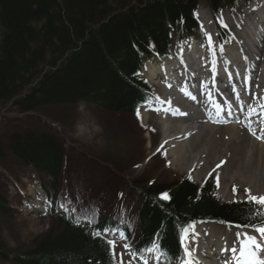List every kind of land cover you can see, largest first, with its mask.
Instances as JSON below:
<instances>
[{"label": "trees", "instance_id": "16d2710c", "mask_svg": "<svg viewBox=\"0 0 264 264\" xmlns=\"http://www.w3.org/2000/svg\"><path fill=\"white\" fill-rule=\"evenodd\" d=\"M202 1L217 11L246 0H0V107L10 104L29 113L88 101L99 116H127L143 130L137 110L152 100L153 88L137 76L140 65L171 54L176 35L182 39L193 34L194 10ZM5 135L0 158L10 153L31 166L48 178L46 194H57L67 155L60 138L12 124ZM189 177L142 186L131 180L140 199L135 236L111 217L77 224L71 215L51 208L47 230L30 247L9 250L0 240V259L11 264H121L102 235L119 225L132 253L145 254L155 242V250L171 263L179 257L184 230L188 233L198 219L264 225V218L256 215L260 206L249 203L248 196L223 202L211 180L199 186ZM122 188L125 192L124 184ZM165 192L169 200L159 198ZM10 211L0 191V214ZM94 231L101 235L94 237Z\"/></svg>", "mask_w": 264, "mask_h": 264}, {"label": "rangeland", "instance_id": "374dc122", "mask_svg": "<svg viewBox=\"0 0 264 264\" xmlns=\"http://www.w3.org/2000/svg\"><path fill=\"white\" fill-rule=\"evenodd\" d=\"M199 9L209 8L201 5ZM234 17L236 13L233 14ZM217 19L222 20L220 17ZM217 23L221 26L226 25L223 20ZM143 74L141 73V76H144ZM155 90V100L139 109L143 125L155 128V133L137 130L132 125L131 118L127 116L125 118L108 114L103 118L99 116L100 112L95 105L79 101L65 108H48L29 113H20L9 105L0 107V138L3 135V139L6 138L5 134L11 124L16 128L35 127L38 130L55 133L67 149V164L58 192V201L63 203L62 207L86 224L106 216L119 219L121 223L128 225L134 235L136 221L133 217L137 211L139 198L136 195L137 190L131 185L132 179L135 180L134 185L142 186L148 181L155 185L163 184L167 179L188 173L195 177L194 167L182 170L173 163L168 152L169 145H163L162 148H165L166 152L161 155L162 149L159 145L162 135L161 121L159 112L154 108L160 100L165 99L161 81L156 84ZM161 156L167 159L160 158ZM199 157L203 159L204 155ZM207 163L211 173L202 177L201 182L211 177L218 186L215 163L208 158ZM33 172L10 153L0 158V191L12 207L8 215L0 214V240L9 250L30 247L33 239L41 236L49 225L45 213L48 201L45 199L44 203L40 204L41 200H38L37 195V184L47 181L40 174L36 175ZM123 184L126 187L125 193ZM234 189L239 192L238 199L244 196L246 189L252 194L249 188L242 189L236 184H231L230 191ZM218 194L224 201H231L233 195L232 193L222 196L219 186ZM42 197L44 199V195ZM207 227L222 233L231 242L236 238L238 243L234 227L215 223ZM106 236L120 238L112 240L113 251L116 259L123 264H147L155 259L149 254L145 257L133 256L128 247H125L123 238L121 240L120 230H108ZM0 264L11 263L0 259Z\"/></svg>", "mask_w": 264, "mask_h": 264}, {"label": "bare ground", "instance_id": "6f19581e", "mask_svg": "<svg viewBox=\"0 0 264 264\" xmlns=\"http://www.w3.org/2000/svg\"><path fill=\"white\" fill-rule=\"evenodd\" d=\"M199 14L209 33L215 32L209 12L200 10ZM225 16L229 18V14ZM243 22L237 40L227 47L217 63H208L207 69L195 68L196 77L204 75L199 94L192 95L197 92L196 86L187 85L181 76L169 78L166 83L163 81L166 98L154 107L161 121V142L170 146L168 152L173 163L182 170L194 167L195 180L202 181L209 174L207 158L212 159L222 196L230 194L231 184L249 188L254 195L264 194V132L260 131L264 123L258 120V116H264L259 107L264 105V68L261 74L257 69V61H264V0L252 2ZM189 49L192 53L187 63L192 71L193 63L202 64V57L193 42L182 54ZM167 62L159 59L152 63L148 76L153 82L162 79L160 72L168 68ZM188 75L184 70L183 78L187 79ZM242 88L250 89L253 96L246 99ZM250 106L256 115L248 116ZM249 120L251 129L261 139H256L246 127ZM199 155H204L203 159ZM236 234L241 242L233 247L221 233L211 234L207 226L196 223L190 241L195 254L205 263L244 264L241 249L246 237L256 235L259 239L260 234L253 228H238ZM258 259L264 260V256Z\"/></svg>", "mask_w": 264, "mask_h": 264}, {"label": "snow or ice", "instance_id": "6c2138e0", "mask_svg": "<svg viewBox=\"0 0 264 264\" xmlns=\"http://www.w3.org/2000/svg\"><path fill=\"white\" fill-rule=\"evenodd\" d=\"M262 110V113H264V105L259 106ZM137 114L139 115V111L137 112ZM251 115H256L255 111L253 110V108L250 106L249 107V112H248V116ZM247 118V117H246ZM258 120L261 123H264V116H258ZM246 127L249 128V130L252 132V134L255 136L256 139H261L262 137L256 134V131L254 129H251V121L249 120L248 124H246ZM261 132H264V128L260 129ZM217 167H219V165H217ZM191 178V177H189ZM235 190V189H234ZM246 192L248 191L247 189L245 190ZM161 200H169L170 197L168 195V193H161L160 197ZM248 202L249 203H255L257 205L260 206L261 211L256 213V215H258L261 218H264V196H253L249 193L248 195ZM73 211H75V209H73ZM75 223L79 224V221H75ZM254 231L256 233L260 234V237L258 239V237L256 235H248L246 237L245 243L242 246L241 249V257L244 261V264H264V260H260L258 259V256H264V225L258 226L254 228ZM184 233H187V229L184 230ZM92 235L94 237L96 236H100L101 234L99 232H92ZM185 236L182 235L181 236V243H183ZM109 246H113L114 242L109 240L107 241ZM125 247L127 248L128 245H125ZM157 248V245L155 244V242L153 243V248H149L147 249V251L151 252L154 249ZM185 255L186 256H190L191 253L185 249ZM186 264H191V261H187Z\"/></svg>", "mask_w": 264, "mask_h": 264}]
</instances>
